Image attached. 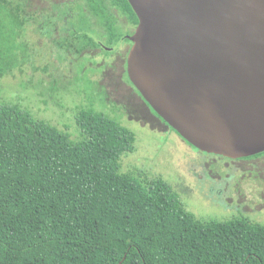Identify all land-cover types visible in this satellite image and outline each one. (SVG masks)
Listing matches in <instances>:
<instances>
[{"label": "trees", "instance_id": "trees-1", "mask_svg": "<svg viewBox=\"0 0 264 264\" xmlns=\"http://www.w3.org/2000/svg\"><path fill=\"white\" fill-rule=\"evenodd\" d=\"M27 1L0 0V79L28 58ZM67 6L76 12L57 41L75 54L111 52L130 42L119 16L138 22L128 0ZM75 122L72 138L0 102V264H264V222L195 216L163 178L120 170L136 136L118 117L90 102Z\"/></svg>", "mask_w": 264, "mask_h": 264}, {"label": "water", "instance_id": "water-1", "mask_svg": "<svg viewBox=\"0 0 264 264\" xmlns=\"http://www.w3.org/2000/svg\"><path fill=\"white\" fill-rule=\"evenodd\" d=\"M129 81L195 148L264 151V0H128Z\"/></svg>", "mask_w": 264, "mask_h": 264}, {"label": "rangeland", "instance_id": "rangeland-1", "mask_svg": "<svg viewBox=\"0 0 264 264\" xmlns=\"http://www.w3.org/2000/svg\"><path fill=\"white\" fill-rule=\"evenodd\" d=\"M69 1L72 0L27 1L28 58L21 67L0 79V102L29 110L35 118L67 131L72 138L78 135L75 122L78 110L92 102L96 109L118 117L135 133V149L122 155L121 171L163 178L195 216L215 220H223L224 214L210 188L218 183L219 174L235 173L250 190L256 186L257 191L247 196V200H255V211L264 213V154L225 163L190 147L159 121L128 81L123 64L127 42L110 48L109 53L99 47L80 54L61 48L57 40L68 32V16L75 15L76 10L58 6ZM67 8L71 12L61 19ZM119 23L122 31L132 30L124 18ZM95 29L94 36L103 43L102 31L96 26ZM202 169L211 180L199 176Z\"/></svg>", "mask_w": 264, "mask_h": 264}, {"label": "flooded vegetation", "instance_id": "flooded-vegetation-1", "mask_svg": "<svg viewBox=\"0 0 264 264\" xmlns=\"http://www.w3.org/2000/svg\"><path fill=\"white\" fill-rule=\"evenodd\" d=\"M121 17L124 18L123 16H119L118 20ZM126 22L127 21L124 18V23H126ZM136 25L134 27H132V30L127 35L131 34L134 31ZM127 35H126V37H127ZM127 43H128V48H127L126 57H125L124 63H123L124 66H125V68H124L125 71L124 72H125L126 75H127V72H126V58H127V53L129 51V48H130L132 42L130 41V42H127ZM127 78H128V76H127ZM130 84H131V82H130ZM132 87H134V86L132 85ZM144 103L147 105V103L145 101H144ZM148 108L150 109L149 106H148ZM157 117L160 119V120L159 119L158 120L160 122L162 121V123L167 128H170V126H168L159 116H157ZM184 141L190 147L196 149L200 154L201 153H206V154L209 155V157H211V156L219 157L220 160L223 159V161L225 163L233 162V161L238 160V159L258 157V156H261V155L264 154V151H262V152H259L261 154L256 153L254 155H250V156H246V157L230 158V157L219 155V154H213V153H207V152L201 151V150L195 148L194 146H192L186 140H184ZM204 171L205 170L202 169L201 170L202 173L199 176H202L203 179H209L207 176H205L206 174L204 173ZM203 179H198V180H203ZM209 180H211V178ZM239 180H240L239 179V175H237L235 173H231V172H226V173H223V174H219L218 177L216 178V181H218V183L215 182L216 185H214V186H212V188H210L211 191L214 193V195L216 197V203H217L218 208L222 209V211H223V214H224L223 215L224 216L223 219L243 218V219L248 220V221L263 223L264 219L262 218V216H264V213L262 211H260V210L259 211H255V209L253 207V204L256 201L255 200H247V196L250 197V196H252L253 192L257 191L255 189L256 186H252L253 190L252 189L250 190L247 186H245L244 184L240 183ZM256 197H258V195H255V198ZM252 214H254V215H252ZM260 215H261L262 219H260Z\"/></svg>", "mask_w": 264, "mask_h": 264}]
</instances>
